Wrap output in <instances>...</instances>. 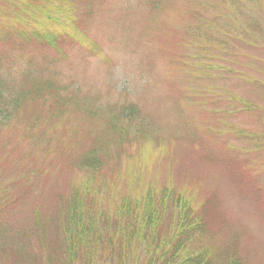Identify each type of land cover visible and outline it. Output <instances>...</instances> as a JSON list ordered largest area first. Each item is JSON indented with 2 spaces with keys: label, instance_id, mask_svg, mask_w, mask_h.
Returning <instances> with one entry per match:
<instances>
[{
  "label": "rangeland",
  "instance_id": "rangeland-1",
  "mask_svg": "<svg viewBox=\"0 0 264 264\" xmlns=\"http://www.w3.org/2000/svg\"><path fill=\"white\" fill-rule=\"evenodd\" d=\"M70 2L83 38L67 43L63 55L0 41L6 82L17 86L28 65L33 74L53 73L66 88L61 96L74 98L59 111L28 101L0 123V196L8 202L0 208L7 235L0 264H36L35 221L38 231L46 223L42 246L49 251L59 198L87 181L103 207L147 186L186 193L204 203L218 244L264 264V88L254 80L264 83V50L207 51L213 71L197 70L196 4L214 9L219 25L231 23L236 17L222 12L221 0ZM37 17L48 30L63 28ZM193 53L198 64L191 67ZM128 105L136 112L124 120L118 113ZM88 107L100 111L92 116ZM93 148L98 164L86 168Z\"/></svg>",
  "mask_w": 264,
  "mask_h": 264
},
{
  "label": "trees",
  "instance_id": "trees-1",
  "mask_svg": "<svg viewBox=\"0 0 264 264\" xmlns=\"http://www.w3.org/2000/svg\"><path fill=\"white\" fill-rule=\"evenodd\" d=\"M221 1L222 12H230L229 15L236 17V23L231 19V23L219 25L222 21L214 9L203 3L196 4L195 29L200 35L194 38L202 40V44L193 45L201 47L197 57H201L200 63L205 65L197 70L213 71L209 61L205 62L207 51L210 57L217 51L224 55L227 51L244 55L245 48L264 50L263 3L260 0ZM204 2L212 4L213 0ZM69 4L70 0H0V41L13 46L16 42L24 49L38 44L56 55H63L67 43L83 38ZM37 16L63 28L58 33L48 30ZM190 59L191 67L198 64L194 63L198 60L194 53ZM24 69L17 86L0 75V123L4 125L28 101L36 100L41 106L48 104L51 111H59L65 101L74 99L67 97L66 100L61 96V90L66 88L54 82L53 73L33 74L28 65ZM254 80L264 88L263 82ZM246 107L249 106L244 109ZM98 111L100 109L88 107L92 116ZM135 112L136 108L128 105L118 114L129 120ZM32 117L33 114L28 120ZM38 119L41 120L40 114ZM113 133L116 134L114 129ZM96 151V148L89 151L88 154L94 156H86L83 166L92 168L93 164H98ZM1 199L4 198L0 196V208L8 203ZM51 219L55 222L56 243L49 251L42 246L46 223L41 222V231H38L39 222L35 221L34 230L40 244L36 264H249L234 245L215 241L204 203L169 186L159 189L147 186L142 193L122 194L111 205L103 207L96 201L95 190L87 181L75 187L66 199L59 198ZM3 223L0 221V246L7 239L2 231Z\"/></svg>",
  "mask_w": 264,
  "mask_h": 264
}]
</instances>
